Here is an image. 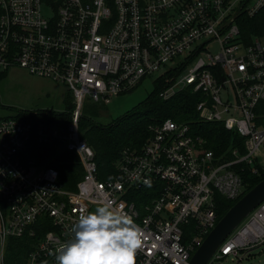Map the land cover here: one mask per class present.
<instances>
[{"label":"built area","instance_id":"built-area-1","mask_svg":"<svg viewBox=\"0 0 264 264\" xmlns=\"http://www.w3.org/2000/svg\"><path fill=\"white\" fill-rule=\"evenodd\" d=\"M263 9L264 0H0V74L21 67L62 82L75 104L65 128H36L18 116L0 119V264H6L8 239L23 236H38L26 264H56V251L73 238L81 212L108 202L142 231L135 264H191L219 221L217 196L239 200L246 193L234 166L255 164L264 148L256 113L264 100V36L248 42L240 26L242 15ZM214 42L218 54L207 49ZM202 51L207 58L181 77ZM169 64L179 66L164 75L182 70L167 76L160 95L168 99L187 87L202 92L200 117L243 136L246 154L225 160L190 124L167 118L151 126L140 148L126 147L116 173L101 179L95 151L79 127L86 102L109 104ZM34 138L56 146L55 153L79 156L84 175L75 190L62 185L60 170L48 160L24 155ZM263 246L264 201L209 264L242 260Z\"/></svg>","mask_w":264,"mask_h":264},{"label":"trees","instance_id":"trees-1","mask_svg":"<svg viewBox=\"0 0 264 264\" xmlns=\"http://www.w3.org/2000/svg\"><path fill=\"white\" fill-rule=\"evenodd\" d=\"M240 26L244 37L249 42L253 36H264V9L257 15L241 16ZM182 68L169 71L153 81V90L138 107L129 111L123 117L112 122L102 123L93 115L84 112L79 120L81 136L94 149L100 170L101 179H106L116 173V162L121 158L122 151L130 147L140 148L152 135L151 126L172 118L179 123H188L192 133L201 136L206 141V148L225 160H233L246 154V139L236 131L228 130L222 122L204 121L197 110L203 93L187 87L168 99L160 94L166 88L168 75L179 73ZM4 74H0V78ZM75 108L72 92L67 106L62 111L39 110L21 111L16 116L30 120L37 128L42 123L68 127L72 120V111ZM96 109V108H94ZM257 123L264 125V100L256 107ZM95 114V115H94ZM237 150V154L234 151ZM56 146L44 145L37 138L23 150L25 156L38 159L40 162L48 160L60 170V181L66 189L75 190L77 183L84 175V169L79 156L72 151L63 150L55 153ZM257 168V172H255ZM241 175L246 192L264 179V168L258 164H249L241 161L234 166ZM140 199L143 197L140 196ZM238 200H228L217 196L218 220H220ZM38 236L10 237L5 251L6 264H26V258L33 250Z\"/></svg>","mask_w":264,"mask_h":264},{"label":"rangeland","instance_id":"rangeland-1","mask_svg":"<svg viewBox=\"0 0 264 264\" xmlns=\"http://www.w3.org/2000/svg\"><path fill=\"white\" fill-rule=\"evenodd\" d=\"M44 12L47 16L51 15V11L47 7L44 8ZM207 49L213 54H218L221 51L218 42L209 45ZM201 57L207 58L206 51H202L195 60L183 68V71L180 72L181 77L188 74L196 60ZM178 66L169 64L167 68L160 69L153 76L146 78L135 90L113 97L109 104H96L88 100L84 109L91 115L97 112L94 115L102 123L117 120L129 111L136 109L147 98L153 90L154 79ZM70 93L69 87L62 82L31 74L21 67H13L0 78V119L16 116L17 113L24 110L55 109L62 111L67 106ZM232 101L235 102L234 98ZM97 207L95 206L92 211H95ZM219 264H264V246L251 252L242 260L227 257Z\"/></svg>","mask_w":264,"mask_h":264},{"label":"clouds","instance_id":"clouds-1","mask_svg":"<svg viewBox=\"0 0 264 264\" xmlns=\"http://www.w3.org/2000/svg\"><path fill=\"white\" fill-rule=\"evenodd\" d=\"M71 232L73 238L56 251V264H135L143 235L133 219L111 202L81 212Z\"/></svg>","mask_w":264,"mask_h":264},{"label":"water","instance_id":"water-1","mask_svg":"<svg viewBox=\"0 0 264 264\" xmlns=\"http://www.w3.org/2000/svg\"><path fill=\"white\" fill-rule=\"evenodd\" d=\"M264 201V179L246 192L218 221L191 258V264H209L223 241Z\"/></svg>","mask_w":264,"mask_h":264},{"label":"crops","instance_id":"crops-1","mask_svg":"<svg viewBox=\"0 0 264 264\" xmlns=\"http://www.w3.org/2000/svg\"><path fill=\"white\" fill-rule=\"evenodd\" d=\"M257 163L260 164L264 168V148L261 150L259 157L257 159Z\"/></svg>","mask_w":264,"mask_h":264}]
</instances>
